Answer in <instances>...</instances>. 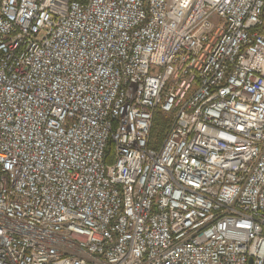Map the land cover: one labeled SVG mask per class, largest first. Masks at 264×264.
<instances>
[{"label":"built area","instance_id":"built-area-1","mask_svg":"<svg viewBox=\"0 0 264 264\" xmlns=\"http://www.w3.org/2000/svg\"><path fill=\"white\" fill-rule=\"evenodd\" d=\"M0 264H264V0H0Z\"/></svg>","mask_w":264,"mask_h":264},{"label":"trees","instance_id":"trees-1","mask_svg":"<svg viewBox=\"0 0 264 264\" xmlns=\"http://www.w3.org/2000/svg\"><path fill=\"white\" fill-rule=\"evenodd\" d=\"M72 1H78L80 3L86 2L87 0H72ZM159 123L163 124L162 126H159ZM165 129V123L162 121L161 117L159 115H155L154 121H153V128L151 131V140L149 142L150 146H155L156 141L159 140L163 136V132Z\"/></svg>","mask_w":264,"mask_h":264},{"label":"rangeland","instance_id":"rangeland-1","mask_svg":"<svg viewBox=\"0 0 264 264\" xmlns=\"http://www.w3.org/2000/svg\"><path fill=\"white\" fill-rule=\"evenodd\" d=\"M163 124L159 123V126H162Z\"/></svg>","mask_w":264,"mask_h":264},{"label":"water","instance_id":"water-1","mask_svg":"<svg viewBox=\"0 0 264 264\" xmlns=\"http://www.w3.org/2000/svg\"><path fill=\"white\" fill-rule=\"evenodd\" d=\"M249 263H250V261H249Z\"/></svg>","mask_w":264,"mask_h":264}]
</instances>
